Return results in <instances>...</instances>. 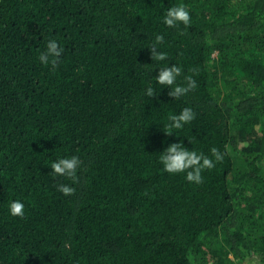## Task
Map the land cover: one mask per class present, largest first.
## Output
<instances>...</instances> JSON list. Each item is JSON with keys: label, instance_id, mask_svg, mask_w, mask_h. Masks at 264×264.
Masks as SVG:
<instances>
[{"label": "trees", "instance_id": "obj_1", "mask_svg": "<svg viewBox=\"0 0 264 264\" xmlns=\"http://www.w3.org/2000/svg\"><path fill=\"white\" fill-rule=\"evenodd\" d=\"M177 4L192 22L168 28ZM156 34L197 82L178 100ZM178 140L224 158L190 183L158 159ZM71 156L77 178L55 176ZM0 264H264V0H0Z\"/></svg>", "mask_w": 264, "mask_h": 264}, {"label": "clouds", "instance_id": "obj_2", "mask_svg": "<svg viewBox=\"0 0 264 264\" xmlns=\"http://www.w3.org/2000/svg\"><path fill=\"white\" fill-rule=\"evenodd\" d=\"M191 16L188 7L183 4L170 6L166 9L162 16V23L168 28H175L179 24L189 26L191 24ZM164 42L162 35L156 34L155 40L150 47L152 59L156 61H164L166 66L159 67L158 74L155 76L156 83L161 86L170 88L169 95L174 99H180L191 90L197 87V82L192 76H185L186 83H177L178 77L182 74V67L176 63L172 66L168 65V54L160 49V45ZM63 53V48L55 39H49L46 49L40 53L39 60L42 64L55 62ZM195 72V69L192 70ZM164 88V87H163ZM155 89L152 85L146 87L145 95L147 97L154 96ZM196 117V113L191 107H184L177 114H170L167 117V123L162 125V129L166 134L179 135L177 132L183 130L185 125L191 123ZM191 142V141H190ZM211 156L205 155L194 149L186 147L182 140L172 142L160 152L159 162L163 166V170L169 174H185V179L194 184H200L203 180L202 172L213 169L216 164L223 160L224 154L216 147L209 150ZM80 165V159L77 156L63 157L52 160L51 169L55 176L68 177L73 180L77 178V170ZM57 190L65 196L72 195L75 188L68 184H58ZM25 204L19 200L11 201L9 205V213L14 217H23L25 214Z\"/></svg>", "mask_w": 264, "mask_h": 264}]
</instances>
